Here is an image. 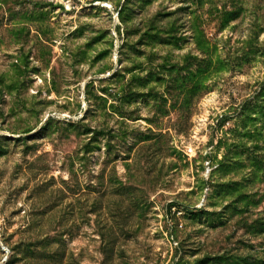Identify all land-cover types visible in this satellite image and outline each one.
<instances>
[{
  "label": "rangeland",
  "instance_id": "374dc122",
  "mask_svg": "<svg viewBox=\"0 0 264 264\" xmlns=\"http://www.w3.org/2000/svg\"><path fill=\"white\" fill-rule=\"evenodd\" d=\"M0 264H264V0H0Z\"/></svg>",
  "mask_w": 264,
  "mask_h": 264
},
{
  "label": "trees",
  "instance_id": "16d2710c",
  "mask_svg": "<svg viewBox=\"0 0 264 264\" xmlns=\"http://www.w3.org/2000/svg\"><path fill=\"white\" fill-rule=\"evenodd\" d=\"M220 166H221V165H220V163H219V167H220ZM174 207H175V205H173V204L169 205L170 211H171ZM204 212H205L204 209L196 210L195 212H194V211L191 212L190 215H191V214H192V215L202 214V213H204Z\"/></svg>",
  "mask_w": 264,
  "mask_h": 264
},
{
  "label": "built area",
  "instance_id": "2783aa9c",
  "mask_svg": "<svg viewBox=\"0 0 264 264\" xmlns=\"http://www.w3.org/2000/svg\"><path fill=\"white\" fill-rule=\"evenodd\" d=\"M184 152H185L186 155L190 156V155H192L194 153V150L191 147H185V151ZM209 165H207V166H209ZM207 172H209V171L207 170Z\"/></svg>",
  "mask_w": 264,
  "mask_h": 264
}]
</instances>
